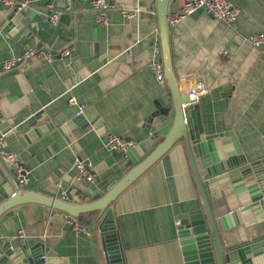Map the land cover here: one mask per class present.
Returning <instances> with one entry per match:
<instances>
[{"label":"crops","instance_id":"crops-1","mask_svg":"<svg viewBox=\"0 0 264 264\" xmlns=\"http://www.w3.org/2000/svg\"><path fill=\"white\" fill-rule=\"evenodd\" d=\"M17 1L43 10L35 3L38 0ZM91 1L46 0L45 7L53 4L60 15L56 26L37 14L25 17L22 30L0 31V65L29 48L58 53L74 46L64 60L32 56L12 70L15 74L0 71V114L11 116L18 130L6 139V147L31 170V182L24 189L51 195L45 188L50 174L58 168L72 169L78 159L89 161L93 169L114 164L123 153L107 147L108 133L142 142L146 135L140 122L156 110L162 96L170 95L168 84H161L148 66L156 48L162 52L158 1L110 0L115 7L109 10L108 25L97 21ZM231 1L241 8L232 25L198 9L172 26L171 56L181 93L191 90L194 81L210 88L197 102L205 134L232 133L253 162L264 160V50L245 38L264 31V0ZM171 2L173 11L180 10L182 0ZM123 8L136 11V16L125 18L118 10ZM103 56L107 61L91 72V64ZM72 96L86 104L83 114L95 124L74 130L69 143L59 127L78 114V107L69 102ZM35 114H39L36 127L47 123L54 127L39 135L35 126L24 128L22 124ZM9 168L15 177L14 168ZM90 183L82 180L78 193ZM111 206L125 264H185L178 216L203 208V200L184 140L176 142ZM12 211L13 215L0 216V247L23 232L30 243L42 239L54 247L66 264H97L99 247L90 236L72 230L65 219L57 220L56 216L62 217L57 209L26 203ZM82 216L92 221L96 214ZM221 237L226 247L253 242L264 237V221L239 225Z\"/></svg>","mask_w":264,"mask_h":264},{"label":"water","instance_id":"water-1","mask_svg":"<svg viewBox=\"0 0 264 264\" xmlns=\"http://www.w3.org/2000/svg\"><path fill=\"white\" fill-rule=\"evenodd\" d=\"M157 1L162 58L170 95L162 96L156 110L140 122L139 127L144 129L145 139L123 153L114 164L100 165L93 169L95 180L81 193L78 191L82 180L75 179L77 165L70 170L58 168L50 174L45 183L46 191L51 194L48 195L20 188L8 162L0 155V216L4 213L13 215V208L26 203L43 204L75 217L94 213L96 217L92 221L86 219L85 222L90 224L91 242L99 247L97 264H125L111 204L176 142L184 140L203 200V208L183 212L178 216L185 264H264V237L247 244L227 247L223 245L221 237L225 231L239 225L251 226L264 221V160L249 162L230 132L205 134L199 105L191 102L187 94L181 93L173 69L170 47L172 26L168 22L173 4L171 0ZM35 3L43 10L27 7L14 14L0 0V31L12 32L14 28L22 30L26 16L39 14L42 20H49L54 10L45 7L46 0ZM106 61L107 56L97 59L91 64L90 71L96 73ZM188 102L191 104L184 107ZM38 118L39 114H35L22 126L34 127ZM90 124L95 123L79 113L59 127V131L71 143L73 131L85 130ZM12 125L11 116L5 112L0 114V133L6 134V138L17 135L18 130ZM53 127L47 123L35 126L33 131L39 135ZM160 137H163L162 141ZM63 193L72 202L61 199ZM55 218L64 220V217ZM0 264L66 262L54 247L42 239L30 243L26 238L18 237L16 241L2 242Z\"/></svg>","mask_w":264,"mask_h":264},{"label":"built area","instance_id":"built-area-1","mask_svg":"<svg viewBox=\"0 0 264 264\" xmlns=\"http://www.w3.org/2000/svg\"><path fill=\"white\" fill-rule=\"evenodd\" d=\"M4 6L9 9L14 14L24 11L28 6L27 1H17V0H1ZM115 6L110 0H92L91 8L95 12L97 21L100 24L108 25L110 23L109 10ZM50 9H54V5H49ZM198 9H204L209 15L223 20L228 25H232L238 18L241 8L236 5L231 0H182V5L180 10L172 11L168 15V22L170 26H175L180 21H182L188 15L194 13ZM119 12L127 19H131L136 16V11H131L127 9H118ZM59 13L54 12L50 17V23L56 26L59 21ZM252 45L264 50V31H259L252 33L245 38ZM74 51V46L71 45L60 50L58 53H53L48 49L44 48H29L26 49L21 56L9 59L1 64V72H10L16 69L24 60L37 56L46 61H60L69 57ZM149 68L153 72L156 79L161 84H166V76L164 71V63L162 59V52L160 48H156L154 57L148 64ZM192 88L186 94L188 95L191 102H198L199 99L210 92V88L201 81L192 82ZM70 104L78 107V114L83 113L86 109V104L81 103L75 96L70 97ZM191 102L185 103L184 107H187ZM6 134L0 133V155L8 162L9 166H12L15 170V179L20 188H25L31 182V170L23 163L20 162L18 156L15 152L9 150L6 147ZM140 143L134 137H128L126 135H118L113 132H109L107 135L106 145L112 151H117L125 153L128 150L136 147ZM78 171L76 173V180H88L89 182H94L96 174L93 172V167L87 160L78 159L77 160ZM63 198L67 197L66 193H63ZM60 216L64 217L65 222L70 226V228L78 233H84L88 236L92 235L89 229L88 223L85 222L86 219L82 215L75 217L67 214L64 211L58 210ZM180 220L178 219V225ZM23 236V232L20 233L19 237Z\"/></svg>","mask_w":264,"mask_h":264}]
</instances>
